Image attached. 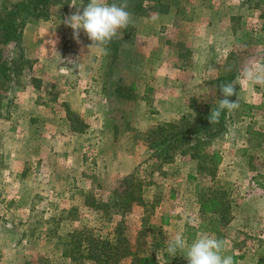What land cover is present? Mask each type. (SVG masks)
Instances as JSON below:
<instances>
[{
  "label": "rangeland",
  "instance_id": "374dc122",
  "mask_svg": "<svg viewBox=\"0 0 264 264\" xmlns=\"http://www.w3.org/2000/svg\"><path fill=\"white\" fill-rule=\"evenodd\" d=\"M19 1L0 0V11ZM71 4L84 6L56 1L47 19L25 25L22 68L17 49L2 46L12 70L0 88V264H79L65 257L59 239L81 229L110 238L120 217L106 219L85 197L110 205L130 175L143 182L146 202L158 199L151 222L162 239L195 228L194 185L212 178L179 152L169 163L152 157L148 147L161 137L152 128L193 120L214 102L209 82L230 66L238 71L230 101L261 104L250 117L238 108L228 112L226 133L208 147L220 159L214 189L225 188L232 202L220 232L235 264H264V85L243 75L264 68L260 10L243 0H170L165 16L132 15L139 22L113 39L118 50L110 69L103 49H90L83 30L78 43L64 23L77 11ZM148 32L153 37L144 39ZM97 53L101 68L90 90L83 67ZM116 85H134V99L117 96ZM69 111L86 125L82 132L70 130ZM143 211L135 206L126 215L129 236L136 237Z\"/></svg>",
  "mask_w": 264,
  "mask_h": 264
},
{
  "label": "trees",
  "instance_id": "16d2710c",
  "mask_svg": "<svg viewBox=\"0 0 264 264\" xmlns=\"http://www.w3.org/2000/svg\"><path fill=\"white\" fill-rule=\"evenodd\" d=\"M60 0H20L11 7L0 11V88L3 87L10 78L12 67L3 57V48L13 45L19 52L20 68L27 60L22 53V35L24 27L31 20L47 19L50 16L51 5ZM66 7L71 0H61ZM85 6L89 0H79ZM112 3L113 0H108ZM122 3L123 0H116ZM255 10H260L259 18H264V0H243ZM128 11L139 17L150 16V14L166 15L173 5L170 0H127ZM66 5V6H65ZM130 28V25L127 29ZM126 32V31H125ZM124 32V33H125ZM117 43L112 41L107 46L104 55L108 59V66L112 69L117 59ZM233 55L230 54V58ZM19 65V63H18ZM238 71L230 67L226 68L224 74L214 78L209 84L212 85L214 96L213 103L206 104L204 110L196 111L195 118L188 120L182 116L178 121L156 125L152 128V133H158L161 137L153 141L148 147L155 150L152 157L161 160V163H169L175 152L187 155L196 164V172L208 175L212 178L211 184L196 182L194 192L196 201L200 208V222L193 227H186L182 237L186 243L190 244L197 233H209L223 240L221 234L222 225L228 222L230 217L231 201L227 196V190L222 186L214 189L213 177L216 174L219 158L216 153L210 152L208 147L221 135L226 133V121L228 112H222L219 123L212 125L208 119L212 108L218 107L220 99H223L219 91L221 82H233ZM134 85H116L114 93L123 99H134ZM234 96L229 97L231 100ZM190 99V109L192 104ZM255 106L246 103L238 107L239 116H251L250 111ZM71 119L70 130L75 133L82 132L86 127L81 122L80 117L72 112H68ZM67 118V120H68ZM122 190L116 193L112 203L95 202L93 197H85L86 206L95 210H101L106 219L112 216H119L115 222L112 236L109 238H99L92 234L90 230L81 229L67 233L59 239L62 252L70 261L79 264H181L186 258L180 254L176 257H169L163 250L167 244L162 239L160 225L151 222L153 209L158 205V199L146 202L143 196L144 184L134 175L123 178ZM135 206L144 208L140 217V227L136 237L127 234L126 215L130 214ZM106 214V215H105ZM178 216H176L177 218ZM166 222L165 219H163ZM187 226V225H186ZM159 255V259L157 257Z\"/></svg>",
  "mask_w": 264,
  "mask_h": 264
},
{
  "label": "clouds",
  "instance_id": "9594fccd",
  "mask_svg": "<svg viewBox=\"0 0 264 264\" xmlns=\"http://www.w3.org/2000/svg\"><path fill=\"white\" fill-rule=\"evenodd\" d=\"M72 7H75L71 4ZM77 11L69 16L64 23L71 27L74 38L79 43L80 31L83 30L92 41L91 48H101L107 51V46L117 37L122 29H127L132 23V14L127 10V0L122 3L113 0H89L83 7H75ZM82 8V11L80 10ZM75 63V62H71ZM244 77L252 82L264 85V68H246ZM239 79V78H238ZM219 91L223 95L218 107L211 110L208 117L210 123H219L222 112L233 111L239 107V99L235 102L229 97L236 95V82H221ZM167 247L163 251L169 257L178 254L184 256L188 264H235L233 256L225 254V241L213 234L197 233L196 238L186 243L181 235H176L166 242ZM159 259V255L157 254Z\"/></svg>",
  "mask_w": 264,
  "mask_h": 264
},
{
  "label": "crops",
  "instance_id": "0c3cea01",
  "mask_svg": "<svg viewBox=\"0 0 264 264\" xmlns=\"http://www.w3.org/2000/svg\"><path fill=\"white\" fill-rule=\"evenodd\" d=\"M163 16H165V15H163ZM139 22V20H137V19H132V23L131 24H134V23H138ZM137 28V27H136ZM139 36V35H138ZM140 36H142L143 37V35H140ZM153 37V33H147V35L146 36H144V39H150V38H152ZM99 57H100V55H99V53H97L96 55H95V57H93L92 58V63L91 62H89L88 61V63H87V65H84V67H83V69H84V77H85V79H88V88H90V90L94 87V80L97 78V76L99 75V70H100V64L98 65L97 63H100V60H99ZM87 61V60H86ZM94 61H95V63H94ZM78 68L80 69V67H75V68H71L70 67V71H73L74 73L75 72H78L79 70H78ZM162 72V71H161ZM98 74V75H97ZM158 75H160V74H158ZM162 75V74H161ZM81 76V75H80ZM147 86V85H146ZM157 86H159V85H157ZM153 87V86H152ZM152 87H146L147 88V90L146 91H144V93L145 92H153V88ZM74 94H77V93H74ZM67 95L68 96H71L72 94H70V92H68L67 93ZM78 95V94H77ZM144 100H146V99H144ZM147 101V100H146ZM247 102V101H246ZM246 104H249V105H251V104H253V106H256L255 108L256 109H258V107H257V105H259V104H261L260 102H258V103H246ZM255 104H257V105H255ZM253 113H251V115H252Z\"/></svg>",
  "mask_w": 264,
  "mask_h": 264
}]
</instances>
